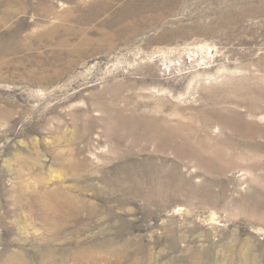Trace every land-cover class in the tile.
<instances>
[{
    "label": "rangeland",
    "instance_id": "1",
    "mask_svg": "<svg viewBox=\"0 0 264 264\" xmlns=\"http://www.w3.org/2000/svg\"><path fill=\"white\" fill-rule=\"evenodd\" d=\"M0 215V264H264V0H0Z\"/></svg>",
    "mask_w": 264,
    "mask_h": 264
},
{
    "label": "bare ground",
    "instance_id": "2",
    "mask_svg": "<svg viewBox=\"0 0 264 264\" xmlns=\"http://www.w3.org/2000/svg\"><path fill=\"white\" fill-rule=\"evenodd\" d=\"M25 159L26 158L20 154L16 157V160L21 164L25 162ZM8 169L10 170V168ZM38 184L37 187H31L24 179L15 180L9 190L12 203L15 206L21 207L25 205L31 206L53 223L56 218L58 219L60 210L64 206L60 199L62 193L57 187H45L42 182ZM64 204L70 210L75 208L74 201L69 197L66 198V203ZM0 217L2 216L0 215ZM2 221L3 219L0 220V222Z\"/></svg>",
    "mask_w": 264,
    "mask_h": 264
}]
</instances>
